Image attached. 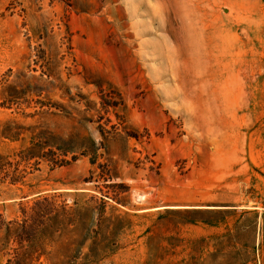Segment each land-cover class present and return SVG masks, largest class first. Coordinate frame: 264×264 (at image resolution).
<instances>
[{
	"label": "rangeland",
	"instance_id": "rangeland-1",
	"mask_svg": "<svg viewBox=\"0 0 264 264\" xmlns=\"http://www.w3.org/2000/svg\"><path fill=\"white\" fill-rule=\"evenodd\" d=\"M38 142L70 163L0 183V264L66 260L20 227L55 194L98 264H264V0H0V156Z\"/></svg>",
	"mask_w": 264,
	"mask_h": 264
},
{
	"label": "trees",
	"instance_id": "trees-1",
	"mask_svg": "<svg viewBox=\"0 0 264 264\" xmlns=\"http://www.w3.org/2000/svg\"><path fill=\"white\" fill-rule=\"evenodd\" d=\"M38 146L39 142L25 151H21L18 155L19 159L15 162L0 156V183L9 181L10 185L24 184L27 175H29L27 169L30 161L34 159L36 160V167L45 161L51 164L52 170L70 163L65 159L69 154L67 150L57 156V152L53 150L43 153L36 151ZM76 160L77 156L74 155L72 161ZM21 166L24 168H20ZM35 170H39L38 167ZM34 171L30 173L33 174ZM31 188V190H35V187L31 186ZM63 196V194L37 196L31 208L30 218L24 220L20 227L24 230H36L42 226L48 230L52 241L60 243L62 250H64L66 260L62 264H98L105 258L103 253L109 247L100 249L99 232L92 229L91 225L98 226L101 224L102 211L96 213L94 212L96 208L80 206L78 202H74L73 206L67 200L58 203V198ZM102 206L105 207V202H102ZM206 224L210 225L209 222ZM89 241L91 242L89 252L82 254V250ZM74 247L75 249H73ZM16 264H20L19 261Z\"/></svg>",
	"mask_w": 264,
	"mask_h": 264
}]
</instances>
